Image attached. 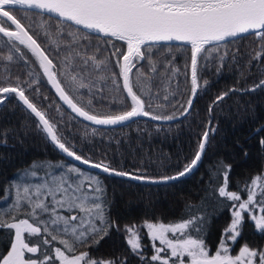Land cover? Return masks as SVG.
<instances>
[{
    "label": "trees",
    "instance_id": "16d2710c",
    "mask_svg": "<svg viewBox=\"0 0 264 264\" xmlns=\"http://www.w3.org/2000/svg\"><path fill=\"white\" fill-rule=\"evenodd\" d=\"M15 14L54 61V71L63 70L66 62L62 61L69 50L65 45L73 37L78 41L76 47L80 51L83 52L85 46H88L89 55L96 53L98 59L107 62L108 67L104 71H93L89 67V74L84 75V79L86 82L91 81L93 86L81 88L76 93L65 82V77H59L78 106L97 113L124 111L130 107V98H127L122 78L118 75L116 58L111 56L113 48L105 43L107 38H98L94 33L67 21H59V18L49 14L32 15L31 19H26L25 12L20 8H17ZM6 40L0 34V56L11 54L14 59L7 64V68L0 63V86L5 83L15 84L16 77L28 83L38 80L39 83L33 84L31 89L28 83L23 84L26 95L57 125L62 142L85 158L93 161L104 159L116 170L158 178L183 170L194 157L204 131L209 127L215 131L210 133L202 158L190 174L167 184L142 183L109 175L69 160L52 144L42 128L37 127L38 119L18 103L14 94H9L4 103L0 104V212H8L15 199L14 188L11 196H8L9 185L14 181L38 182V177L22 176L34 163L44 165L39 171L40 177L45 171L58 174L61 169L56 168V165H74L102 182L107 202L106 215L119 226V231L113 227L99 245L89 241V245L78 246L76 253L87 251L93 258H112L125 261L126 264H158L151 261L153 247L144 229H139L143 245L140 251L145 257L144 261L132 253L126 242L125 226H135L146 219L177 221L187 220L191 215L203 216L205 222L202 231L197 233L193 228L191 235H199L208 247L221 240L231 218L232 203H219L224 198L219 197L218 191H215L223 183V165H231L228 190L239 191L242 199L247 198L245 182L250 183L254 176L264 173V148L259 144L260 139L264 138V131L257 132V129L264 128V88L246 91L264 79V63H249L260 43L254 34L214 42L211 45H218L220 49L208 54L205 52L203 59L199 57L198 76L201 87L187 114L170 121H154L138 116L117 125H96L70 111L50 87L32 53L25 52L19 46L23 56L14 49L10 52L11 46L6 44ZM113 43L116 47L123 44L121 41ZM57 44L61 45L59 50ZM123 50L126 51V45H123ZM145 51L149 49L146 47ZM150 52L157 71H149L147 59L136 61V67L130 73L134 91L144 100L145 110L156 115L175 116L183 111L191 95V46L184 43H153ZM225 53L227 56L221 61L219 57ZM75 63L79 64V59ZM173 68L179 71L173 74ZM138 70L144 73L140 77L141 81H147L142 85L143 92L141 86L137 85ZM71 71L79 70L73 68ZM29 72L33 75L29 76ZM113 72L117 74L119 88L112 82ZM9 73L10 78L4 81L3 77ZM101 76L105 79H99ZM204 81H208V84L205 85ZM233 87L237 91L213 105L218 95ZM35 88H39L38 94ZM166 95L167 100L164 99ZM217 172H220L219 183L216 182ZM253 210L259 212V208ZM19 218L26 217L21 214ZM25 235L30 243L38 245L39 252L36 255L52 250L43 245L45 237ZM13 237L14 230L10 232L0 229V256L7 253ZM55 246L63 248L53 242ZM162 254L170 255L168 252Z\"/></svg>",
    "mask_w": 264,
    "mask_h": 264
},
{
    "label": "snow or ice",
    "instance_id": "6c2138e0",
    "mask_svg": "<svg viewBox=\"0 0 264 264\" xmlns=\"http://www.w3.org/2000/svg\"><path fill=\"white\" fill-rule=\"evenodd\" d=\"M17 6L25 12L26 19H31L32 15L53 14L59 18V21L71 22L96 33L98 38H107L105 43L113 48L111 56L116 58L118 75L122 78L123 90L127 93V98H130V107L124 111L97 113L78 106L62 85L59 77H65V82L72 92L76 93L81 88L93 86L91 81L86 82L84 79V75L89 74V67L93 71H104L108 67L107 62L98 59L96 53L89 55L88 46H85L83 52L80 51L76 47L78 41L73 37V40L65 45L69 50L62 61V63L66 62L63 70L54 71L56 68L54 61L46 54L38 40L29 33V28L22 19L14 14ZM0 34L7 38L6 44L11 46L10 52L14 49L17 53H21L18 45H23L32 53L60 100L84 120L96 125H117L138 116L149 117L154 121L172 120L175 118L174 115H156L145 110V102L141 95L134 91L130 78V73L136 67V61L147 59L149 71L156 72L155 62L150 52L151 44L161 41H178L191 46V95L187 100V107L182 106L183 111L180 113L187 114L201 87L198 76L199 57L202 52L211 51L206 48L207 45L225 41L227 38H236L241 34H254L260 43L249 63L251 64L252 61L264 63V0H0ZM69 35L72 34L69 33ZM49 37L51 39V34ZM113 41H121L123 44L121 47H116ZM123 45H126V51L123 50ZM60 47L61 45L57 44L58 50ZM146 47L149 51H145ZM99 50L97 46V52ZM226 56L227 53L219 59L223 61ZM13 59L11 54L0 56V63L7 68V64ZM77 59L80 61L79 64L75 63ZM165 67L168 66L165 65ZM73 68L79 71H71ZM171 71L175 74L179 70L173 68ZM28 75L32 76L33 73L29 72ZM143 75L144 73H139L137 76V85L141 86L142 92V85L147 83V81H141L140 77ZM9 78L10 73L5 75L3 80L7 81ZM99 79H105V77L101 76ZM15 80V84L5 83L0 86V104L4 103L9 94H14L18 103L38 119L37 127L42 128L56 148L67 157L109 175L149 184H167L170 181H177L190 174L198 165L206 149L209 135L215 131L211 127L204 131L194 158L184 166L183 170L177 171L174 175L153 178L118 171L104 159L93 161L85 158L77 154L74 148L62 142L57 125L52 123L46 113L26 95L23 84L28 81H21L20 77H16ZM112 82L119 88L115 72L112 73ZM38 83V80L28 83L29 89L33 84ZM204 84L207 85L208 81H204ZM259 88H264V79L246 91H255ZM34 90L37 94L39 93V88ZM235 91L237 89L233 87L222 92L213 101V105L222 102L225 97ZM164 99L167 100L168 96L166 95ZM88 103L90 105L91 100ZM211 111L212 105L209 106V112ZM260 131H264V128L257 129V132ZM259 144L261 148H264V138L260 139ZM55 167L61 169L58 174L45 171L40 177L39 171L44 168V165L34 163L24 171L22 176L38 177V182L22 183L17 180L9 185L8 196H11V190L14 188L15 199L9 206L8 212H0V229L10 232L14 230V237L11 239L7 254L0 256V264H55V261L59 264H126L125 261L112 258H93L87 251L76 254L78 246L89 245V241L99 245L113 227L119 231V226L106 215L105 188L96 176L87 175L74 165L59 164ZM221 171L223 183L219 184L215 191H218L219 197L224 198L219 203L232 202L231 221L224 229L215 254H210L205 241L199 235L196 238L191 235L193 228L200 233L205 222L203 216L191 215L187 220L171 224L145 221L147 235L153 242L152 262H158V264H264V250L251 248L245 244L237 255H231L227 245L229 239L235 243L241 236L245 214L254 223L255 230L264 234V173L254 176L250 183L245 182L244 191L247 192V198L242 199L239 191L228 190L231 165H223ZM219 176L220 172H217V183H219ZM255 208H259V214L253 210ZM21 214L26 218L20 219ZM124 231L127 233L126 242L132 253L139 255L141 261H144L145 257L140 251L143 247L140 232L134 225H126ZM169 233L174 238H170ZM25 234L28 237H45L43 245L52 248L55 253L54 259L47 252L42 260L26 257V253L35 254L39 249L37 246H30V241ZM155 241H159L162 247H157ZM53 242H57L63 248L53 247ZM168 251L170 255H161Z\"/></svg>",
    "mask_w": 264,
    "mask_h": 264
},
{
    "label": "flooded vegetation",
    "instance_id": "af4514ba",
    "mask_svg": "<svg viewBox=\"0 0 264 264\" xmlns=\"http://www.w3.org/2000/svg\"><path fill=\"white\" fill-rule=\"evenodd\" d=\"M219 243H220V241L217 242L215 245L208 247L210 254H215V252L219 246ZM243 244H247L248 246H250L252 248L256 247V249H258V250H263V248H264V234L257 232L255 230L254 223L251 220H249L248 218H245V223H244L243 228H242L241 236L238 237L237 241L235 243H233L230 239L227 241V245L230 249V254L231 255H237L239 253L240 246H242ZM30 246H37L38 247V245H36L34 243H30ZM38 252H39V250H38ZM37 253H35V254L26 253V257H31L33 259H41L42 260L44 254L36 255ZM47 253L50 254L54 259L55 253L53 250L48 251ZM257 260H258V258H257ZM58 263H59L58 261H55V264H58Z\"/></svg>",
    "mask_w": 264,
    "mask_h": 264
},
{
    "label": "rangeland",
    "instance_id": "374dc122",
    "mask_svg": "<svg viewBox=\"0 0 264 264\" xmlns=\"http://www.w3.org/2000/svg\"><path fill=\"white\" fill-rule=\"evenodd\" d=\"M15 14V13H14ZM16 15V14H15ZM33 17V16H32ZM34 17H37V16H34ZM22 50H24L25 52H30L27 48H25L23 45H18ZM206 48H208V47H206ZM209 49H211V51H209V52H207V54L208 53H210V52H213V51H218L219 49H220V47L218 46V45H211L210 47H209ZM204 53L205 52H202L201 54H200V56H201V59H203V56H204ZM245 218H247V214H245ZM231 219V218H230ZM145 221H148V222H155V223H159V222H163V223H165V224H171V223H178V222H181L182 220H177V221H163V220H159V219H146V220H143V221H140V222H138L135 226H136V228H137V230L139 231V229L140 228H142V229H144V231L147 233V229L144 227V223H145ZM169 235V237L170 238H174V237H172V234L171 233H169L168 234ZM177 236H179V234H177ZM125 237H127V234L125 235ZM193 238H196V237H194L193 236ZM155 244H156V246L157 247H162L161 245H160V243H159V241H155L154 242ZM151 244L153 245V242L151 241ZM243 245H245V244H243ZM242 245V246H243ZM207 246V245H206ZM242 246H240V248L242 247ZM153 247V246H152ZM207 248H208V246H207ZM240 248H239V250H240ZM252 248V247H251ZM255 249H256V247H255ZM263 250H264V248H263ZM238 251V250H237ZM79 252H83L82 250H80V251H78L76 254H79ZM153 252H154V248H153ZM168 253H170V251H168ZM7 254V253H6ZM5 254V255H6ZM161 255H163L162 253H161ZM186 258V257H185ZM59 264V263H58Z\"/></svg>",
    "mask_w": 264,
    "mask_h": 264
},
{
    "label": "water",
    "instance_id": "95a60500",
    "mask_svg": "<svg viewBox=\"0 0 264 264\" xmlns=\"http://www.w3.org/2000/svg\"><path fill=\"white\" fill-rule=\"evenodd\" d=\"M19 7V6H18ZM48 14V13H47ZM50 15H52V16H54L53 14H50ZM71 23V22H70ZM77 26V25H76ZM79 27H81V28H83L82 26H79ZM84 29V28H83ZM85 30H87V29H85ZM87 31H89V30H87ZM90 32V31H89ZM92 33H94V32H92ZM96 34V33H95ZM242 35V34H241ZM227 39H229V38H227ZM156 43H183V42H178V41H170V42H168V41H161V42H156ZM121 63H122V60H121ZM50 87H51V85H50ZM52 88V87H51ZM53 89V88H52ZM53 91L56 93V91H55V89H53ZM57 95V94H56ZM58 96V95H57ZM58 98H59V96H58ZM60 99V98H59ZM70 111H72L62 100H60ZM187 107V106H186ZM75 114V113H74ZM183 115H181V114H178V115H176L175 116V118L174 119H177V118H179V117H182ZM80 118H82V117H80ZM149 118V117H148ZM83 119V118H82ZM174 119H172V120H174ZM159 121H169V120H159ZM88 122H90V121H88ZM92 123V122H91ZM94 124V123H93ZM47 136V135H46ZM49 139V138H48ZM50 140V139H49ZM51 141V140H50ZM53 144V143H52ZM54 145V144H53ZM55 146V145H54ZM56 147V146H55ZM58 149V148H57ZM59 150V149H58ZM60 151V150H59ZM61 152V151H60ZM63 155H65L66 157H67V155L65 154V153H63V152H61ZM69 160H71V161H73V162H75L76 164H79V165H81V166H84V167H88L87 165H83V164H81L80 162H78V161H75L74 159H72V158H70V157H67ZM199 163V162H198ZM88 168H90V167H88ZM91 169H94V170H97V171H100V172H102L101 170H99V169H95V168H91ZM119 171V170H118ZM172 175H174V174H172Z\"/></svg>",
    "mask_w": 264,
    "mask_h": 264
}]
</instances>
